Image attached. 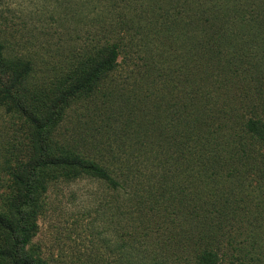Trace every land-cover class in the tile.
I'll use <instances>...</instances> for the list:
<instances>
[{"label": "trees", "instance_id": "1", "mask_svg": "<svg viewBox=\"0 0 264 264\" xmlns=\"http://www.w3.org/2000/svg\"><path fill=\"white\" fill-rule=\"evenodd\" d=\"M45 9L56 24L76 20L83 45L36 116L28 90L19 97L32 67L0 42V99L28 123L32 146L10 171L0 263L49 264L26 251L44 169L106 182L134 232L155 234L146 257L127 264H264V0H45Z\"/></svg>", "mask_w": 264, "mask_h": 264}, {"label": "rangeland", "instance_id": "2", "mask_svg": "<svg viewBox=\"0 0 264 264\" xmlns=\"http://www.w3.org/2000/svg\"><path fill=\"white\" fill-rule=\"evenodd\" d=\"M61 24L47 16L45 0H0V42L8 59L32 67L19 97L25 98L24 90H28V110L36 116L41 115L45 101L55 98L54 83L74 66L73 58L83 45L75 31L76 20L66 18ZM35 90L39 95H33ZM87 102L78 101L73 107L77 110ZM8 106L0 99V212L14 191L11 169L21 168L32 152L30 126ZM76 117L77 112L70 111L64 126L69 132ZM49 177L54 178L49 181ZM39 183L40 207L36 213L30 211L36 222L26 248L30 255L49 264H127L129 259H144L143 251L155 247L157 237H146L155 234L134 232L124 208L114 210L106 182L90 175L68 180L43 169Z\"/></svg>", "mask_w": 264, "mask_h": 264}]
</instances>
